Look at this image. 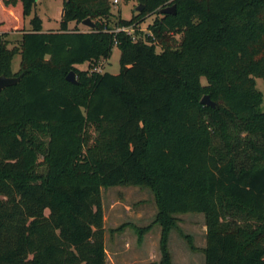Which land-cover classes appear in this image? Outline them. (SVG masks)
Segmentation results:
<instances>
[{
  "label": "trees",
  "instance_id": "trees-1",
  "mask_svg": "<svg viewBox=\"0 0 264 264\" xmlns=\"http://www.w3.org/2000/svg\"><path fill=\"white\" fill-rule=\"evenodd\" d=\"M37 1L2 4L23 33L0 36V75L22 74L0 90V264H108L102 188L130 185L155 195L139 232L161 225L159 264L188 212L205 214V264H264V0H140L115 25L111 0H64L60 28L25 29ZM115 46L120 71L97 70Z\"/></svg>",
  "mask_w": 264,
  "mask_h": 264
},
{
  "label": "rangeland",
  "instance_id": "rangeland-1",
  "mask_svg": "<svg viewBox=\"0 0 264 264\" xmlns=\"http://www.w3.org/2000/svg\"><path fill=\"white\" fill-rule=\"evenodd\" d=\"M0 0V36L7 38L10 48L18 46L23 31L11 28L8 23V13L12 14L8 8L3 6ZM112 2V0H111ZM140 0H120L118 4L112 2L111 18L116 24L119 17L130 19L137 13V6ZM64 9V0H38L31 15L24 21L25 29L32 27L31 20L35 15H39L43 21L45 29H58L61 27V18ZM156 15L146 17L145 21L138 24L140 30L148 31ZM72 29L80 28L89 30L90 27L80 23L71 22ZM133 31V29H131ZM7 31L8 35H3ZM176 38L181 39L177 34ZM160 50V47H157ZM121 50L115 46L112 55L108 59H102L97 70L101 72L109 71L118 73L120 71ZM81 69H88L89 63L78 65ZM13 71L17 72L21 68V55L16 54L13 59ZM205 83V79L202 78ZM257 88L262 92L263 102L261 109L264 111V79L256 78ZM43 156H40V160ZM42 168V167H41ZM105 243L108 264H159L161 259L160 239L161 225L153 224L140 238L139 228L152 224L155 220L158 206L155 195L148 187L142 186H110L102 188ZM179 220L178 228H173L169 235L168 247L172 255V264H205V253L203 248L206 245L207 225L203 212H188L176 215ZM120 228V229H119ZM190 235L193 244L197 249H192L185 237Z\"/></svg>",
  "mask_w": 264,
  "mask_h": 264
},
{
  "label": "water",
  "instance_id": "water-1",
  "mask_svg": "<svg viewBox=\"0 0 264 264\" xmlns=\"http://www.w3.org/2000/svg\"><path fill=\"white\" fill-rule=\"evenodd\" d=\"M143 8H144V4H139L137 6V11L141 12L143 10ZM161 12L162 13H175L176 12V5L163 7L161 9ZM82 23L84 25L91 27V28H94L96 26V23L90 17L83 20ZM21 76H22V74L19 76H7L5 74L0 75V90H2L3 88H5L9 85H13V84L17 83L20 80ZM67 79L71 82H76L77 78H76L75 71H73V70L70 71V73L67 75ZM201 101L203 104L216 106V102L213 101L210 98V95H208V94L204 95Z\"/></svg>",
  "mask_w": 264,
  "mask_h": 264
},
{
  "label": "built area",
  "instance_id": "built-area-1",
  "mask_svg": "<svg viewBox=\"0 0 264 264\" xmlns=\"http://www.w3.org/2000/svg\"><path fill=\"white\" fill-rule=\"evenodd\" d=\"M112 2L115 3V4H118L120 2V0H112ZM131 29H133V28L130 27V26L129 27L124 26V27H118L116 29V31L124 30V31H126L128 33H132L133 31ZM133 37H134V39L136 38L135 36H133Z\"/></svg>",
  "mask_w": 264,
  "mask_h": 264
},
{
  "label": "crops",
  "instance_id": "crops-1",
  "mask_svg": "<svg viewBox=\"0 0 264 264\" xmlns=\"http://www.w3.org/2000/svg\"><path fill=\"white\" fill-rule=\"evenodd\" d=\"M43 28H44V30H46V31H47V30H49V29H45V27H44V26H43ZM50 30H51V29H50Z\"/></svg>",
  "mask_w": 264,
  "mask_h": 264
}]
</instances>
